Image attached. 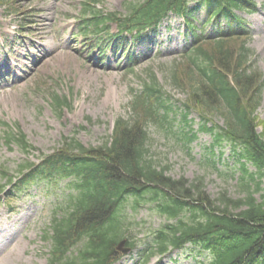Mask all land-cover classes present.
Wrapping results in <instances>:
<instances>
[{"label":"trees","instance_id":"obj_1","mask_svg":"<svg viewBox=\"0 0 264 264\" xmlns=\"http://www.w3.org/2000/svg\"><path fill=\"white\" fill-rule=\"evenodd\" d=\"M15 3L0 0V5L17 11ZM98 3L82 2L79 32L83 37H102L109 35V23L114 22L118 28L115 47L125 43L123 33L136 41L170 13L184 18L191 29V44L174 79L187 91L186 104L180 109L185 129L182 140L191 142L200 131L213 135V147L227 142L238 166L239 195L221 192L211 199L202 179L172 178L153 161L147 148L149 124L173 131V110L155 75L148 74L141 89L130 92L128 107L133 117L117 118L102 145L87 147L75 135L66 136L60 147L42 155L39 162L19 164L11 177L1 173L7 183L20 185L36 180L57 184L68 179L72 192L59 207L62 214L55 213L44 235L50 244L48 264H114L121 257L117 243L126 237L132 250L144 246L138 249L142 263L153 255L192 244L201 245L209 254L201 264H264V140L254 119L263 83L254 52L248 47L249 29L235 12H254L256 3L139 0L124 5L122 14L104 12ZM201 6L206 16L197 25L193 12ZM222 20L226 22L223 27ZM209 23L217 24L216 36L206 35ZM52 99L60 111L67 105L57 95ZM192 110L200 115L198 130L189 118ZM211 114L220 115L223 124L214 127L208 117ZM5 139L24 152L31 148L20 130L9 129ZM5 185H0V192ZM145 204H154L167 222L150 232L147 243H141L142 239L126 232L138 224V208Z\"/></svg>","mask_w":264,"mask_h":264},{"label":"rangeland","instance_id":"obj_2","mask_svg":"<svg viewBox=\"0 0 264 264\" xmlns=\"http://www.w3.org/2000/svg\"><path fill=\"white\" fill-rule=\"evenodd\" d=\"M14 1L19 6L17 11L0 5V185L6 183L1 173L11 177L19 164L40 161L42 155L60 147L66 136L75 135L87 147L102 145L112 134L117 118L133 117L128 107L130 91L140 89L150 73L168 98L175 126L171 131L149 124L147 148L153 161L172 178L183 177L189 182L202 179L211 199L221 192L231 197L239 195V173L235 172L238 166L227 142L213 147V135L200 131L193 141L182 140L185 129L180 109L186 104L187 91L174 79L189 46L190 30L181 17L171 15L133 44L127 41L129 50L137 57L129 65L127 51L114 50L112 44L105 47L101 39L92 35L82 38L78 34L84 0ZM129 1L139 0H99L98 8L123 12ZM254 1L256 12L237 13L247 22L248 46L262 76L261 101L254 119L264 140V0ZM205 16L204 6L194 13L199 25ZM224 24L225 21L221 23ZM19 25L24 28L19 30ZM111 27V33L117 30L115 24ZM205 30L211 36L217 32L215 24L207 25ZM88 40L96 44L89 46ZM53 95L65 99L67 105L61 111ZM199 116L196 110L189 115L195 130L201 125ZM208 117L214 127L223 124L220 115ZM8 129L20 130L31 148L24 152L16 143L8 144ZM15 187H7L6 193L0 194V229L7 225L10 231V235L0 231V252L15 251V258L7 264H48L49 242L44 241V235L55 213L62 214L59 207L64 205L71 189L65 180L56 185L43 180L22 189ZM136 219L138 224L134 223L126 235L131 233L132 237L142 239L138 244L147 243L150 232L167 222L154 204L138 208ZM143 247L125 253L115 264H201L209 258L201 245L188 244L181 250L153 255L142 263L138 249Z\"/></svg>","mask_w":264,"mask_h":264},{"label":"bare ground","instance_id":"obj_3","mask_svg":"<svg viewBox=\"0 0 264 264\" xmlns=\"http://www.w3.org/2000/svg\"><path fill=\"white\" fill-rule=\"evenodd\" d=\"M8 226L4 225L0 231L3 233H5L6 235H10V231L7 230ZM10 239V237L8 238V240ZM5 240H7V238H5ZM11 243V242H10ZM10 243H7L6 246L8 247L10 245ZM3 246V244L0 242V248ZM15 258V251L14 250H8L6 253H2V251L0 252V262H6L5 264H7V262H9L10 260H13ZM1 262V263H2ZM0 263V264H1Z\"/></svg>","mask_w":264,"mask_h":264},{"label":"water","instance_id":"obj_4","mask_svg":"<svg viewBox=\"0 0 264 264\" xmlns=\"http://www.w3.org/2000/svg\"><path fill=\"white\" fill-rule=\"evenodd\" d=\"M122 243H123V241H121L120 243H119V246H118V248H121V245H122ZM122 249V248H121ZM122 251L123 252H127L128 251V249H122Z\"/></svg>","mask_w":264,"mask_h":264}]
</instances>
